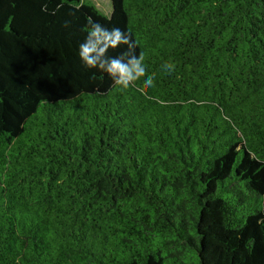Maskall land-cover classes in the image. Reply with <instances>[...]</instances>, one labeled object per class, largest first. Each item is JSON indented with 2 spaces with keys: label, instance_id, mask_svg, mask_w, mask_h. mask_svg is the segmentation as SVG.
Segmentation results:
<instances>
[{
  "label": "trees",
  "instance_id": "16d2710c",
  "mask_svg": "<svg viewBox=\"0 0 264 264\" xmlns=\"http://www.w3.org/2000/svg\"><path fill=\"white\" fill-rule=\"evenodd\" d=\"M110 1L0 0V264H264V0Z\"/></svg>",
  "mask_w": 264,
  "mask_h": 264
},
{
  "label": "clouds",
  "instance_id": "9594fccd",
  "mask_svg": "<svg viewBox=\"0 0 264 264\" xmlns=\"http://www.w3.org/2000/svg\"><path fill=\"white\" fill-rule=\"evenodd\" d=\"M105 33L107 39L98 41L97 37ZM118 45H126L127 55H108L110 48ZM135 41L129 34L122 32L119 28L107 29L98 24H92L82 42L78 45V58L85 68H95L104 72L120 89H127L135 81L143 77V84L149 88L153 87L154 75L146 74L148 65L143 54H135ZM163 69L169 73L174 71V64L165 62Z\"/></svg>",
  "mask_w": 264,
  "mask_h": 264
},
{
  "label": "rangeland",
  "instance_id": "374dc122",
  "mask_svg": "<svg viewBox=\"0 0 264 264\" xmlns=\"http://www.w3.org/2000/svg\"><path fill=\"white\" fill-rule=\"evenodd\" d=\"M93 1L97 7L106 14H109L112 9L110 0H91Z\"/></svg>",
  "mask_w": 264,
  "mask_h": 264
}]
</instances>
